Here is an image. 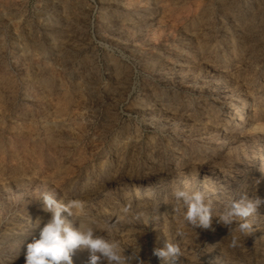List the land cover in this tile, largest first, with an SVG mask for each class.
I'll list each match as a JSON object with an SVG mask.
<instances>
[{"label":"rangeland","instance_id":"1","mask_svg":"<svg viewBox=\"0 0 264 264\" xmlns=\"http://www.w3.org/2000/svg\"><path fill=\"white\" fill-rule=\"evenodd\" d=\"M177 188L210 195L214 231ZM45 191L145 264L167 240V264H264V205L236 248L216 217L264 198V0H0V264H25Z\"/></svg>","mask_w":264,"mask_h":264},{"label":"clouds","instance_id":"2","mask_svg":"<svg viewBox=\"0 0 264 264\" xmlns=\"http://www.w3.org/2000/svg\"><path fill=\"white\" fill-rule=\"evenodd\" d=\"M259 182L256 180V184ZM172 195L176 204H182L186 209L183 220L188 225L194 229L215 230L212 228L213 201L208 193L203 190L189 191L177 188ZM41 198L44 211L51 213V218L40 229L39 238H33L27 244L25 264H74L73 256L77 251L83 250L89 252V264L103 261L107 264H133V261L145 264L139 257V251L126 255L125 250L122 251L116 242L97 234L92 227L94 221H82L79 217L84 207L82 201L72 199L62 203L52 191L43 192ZM261 205H264V198L258 195L250 197L248 193L243 192L216 216L217 223L228 229V235L231 236L230 247L240 246V237L235 233L247 237L253 232V223L249 218L258 213ZM173 209L178 210L175 206ZM123 211L127 213L129 208L125 207ZM63 213L73 217L78 226H74ZM234 221L238 222L235 227ZM177 235L183 237L184 232L178 230ZM153 254L160 258L163 264L183 255L180 245L168 240L163 248H155Z\"/></svg>","mask_w":264,"mask_h":264},{"label":"bare ground","instance_id":"3","mask_svg":"<svg viewBox=\"0 0 264 264\" xmlns=\"http://www.w3.org/2000/svg\"><path fill=\"white\" fill-rule=\"evenodd\" d=\"M245 103H246V100H243L241 103H239L238 105H237V107H236V112L234 113V114H231L230 115V117H237L238 116V114H237V109H239L240 107H243L244 105H245ZM231 109V107H227V108H225L224 109V112H227V111H229ZM233 120V118L232 119H230L229 121H232ZM240 123H243V119H241V121H240Z\"/></svg>","mask_w":264,"mask_h":264}]
</instances>
